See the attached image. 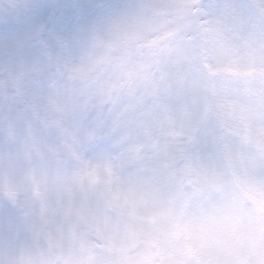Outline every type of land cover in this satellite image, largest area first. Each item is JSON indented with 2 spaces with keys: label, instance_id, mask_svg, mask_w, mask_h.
<instances>
[{
  "label": "clouds",
  "instance_id": "clouds-1",
  "mask_svg": "<svg viewBox=\"0 0 264 264\" xmlns=\"http://www.w3.org/2000/svg\"><path fill=\"white\" fill-rule=\"evenodd\" d=\"M0 264H264V0H0Z\"/></svg>",
  "mask_w": 264,
  "mask_h": 264
}]
</instances>
